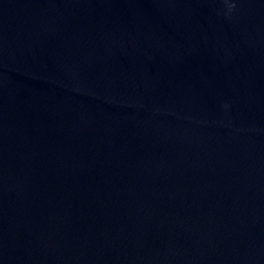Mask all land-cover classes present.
<instances>
[{"label":"clouds","instance_id":"obj_1","mask_svg":"<svg viewBox=\"0 0 264 264\" xmlns=\"http://www.w3.org/2000/svg\"><path fill=\"white\" fill-rule=\"evenodd\" d=\"M229 7H230V8H234V7H235V5L233 4V5H230Z\"/></svg>","mask_w":264,"mask_h":264}]
</instances>
